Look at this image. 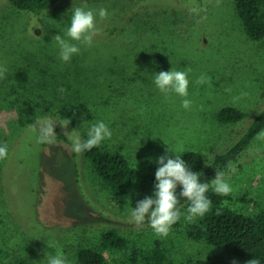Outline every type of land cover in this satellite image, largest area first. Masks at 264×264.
Masks as SVG:
<instances>
[{"label": "rangeland", "instance_id": "rangeland-1", "mask_svg": "<svg viewBox=\"0 0 264 264\" xmlns=\"http://www.w3.org/2000/svg\"><path fill=\"white\" fill-rule=\"evenodd\" d=\"M84 5L97 13L103 7L109 16L100 20L97 14L101 31L92 45H79L80 53L64 62L53 37L64 36L72 8ZM193 6L207 10L190 13ZM0 66L7 68L0 79V146L8 151L0 161V264H48L57 251L77 264L81 248L101 252L108 264H128L134 248L158 243L165 264H246L190 239L187 227L197 217L186 220V209L166 238L157 237L147 220L135 225L132 207L150 196L147 186L116 193L83 152L72 151L67 136L69 142L57 139L64 136L59 123L52 144L37 143L38 129L29 127L38 117L71 118L67 130L77 129L86 140L91 125L103 121L112 136L100 146L122 149L141 172L162 155L174 159L191 150L209 164L264 108V40L247 36L235 0H61L41 14L0 0ZM188 67V97L166 96L154 84V73ZM202 74L210 81L197 85ZM185 98L192 101L189 109L182 107ZM226 106L241 110L242 119L219 122ZM224 178L233 188L229 207L250 215L263 210L264 141L255 139ZM109 229L127 238L125 250L102 246Z\"/></svg>", "mask_w": 264, "mask_h": 264}, {"label": "trees", "instance_id": "trees-1", "mask_svg": "<svg viewBox=\"0 0 264 264\" xmlns=\"http://www.w3.org/2000/svg\"><path fill=\"white\" fill-rule=\"evenodd\" d=\"M9 1L18 10L41 14L61 0ZM235 5L247 36L254 41L264 40V0H235ZM18 77L21 81L27 80L24 72H20ZM63 114L67 115V111L64 110ZM242 117V111L234 106H226L218 113L221 123L238 122ZM261 129H264V108L254 117L236 143L225 152L217 154L209 164H206L204 156L198 151H186L181 156L193 171L202 174V183L210 184L216 171L224 174L231 164L239 161ZM57 139L69 142L63 135L57 136ZM83 154L104 183L116 193L124 194L135 184H141L148 187L150 196L154 198L157 162H153L147 172H141L131 164L122 149L108 150L99 145L90 151H84ZM181 190L182 186H178L177 192ZM206 195L212 201L210 210L204 216H198L197 221L189 223L188 237L195 241L204 240L208 245L226 250L243 261L257 258L264 264V209L254 215L245 214L226 204L227 200L232 199L230 194L217 195L210 189ZM188 205L189 202L181 197L180 209H187ZM101 244L109 249L125 250L128 240L115 229H109L103 232ZM76 258L77 264H108L101 252L91 248L79 249ZM165 260V249L158 243L151 249L134 248L128 258V264H165ZM15 264L36 263L21 259ZM195 264L216 263L208 259L198 260Z\"/></svg>", "mask_w": 264, "mask_h": 264}, {"label": "clouds", "instance_id": "clouds-1", "mask_svg": "<svg viewBox=\"0 0 264 264\" xmlns=\"http://www.w3.org/2000/svg\"><path fill=\"white\" fill-rule=\"evenodd\" d=\"M188 10L190 13L199 14L207 9L193 6L189 7ZM97 14L100 20L109 16L107 9L103 7L98 10V13L97 10L88 8L87 5L72 8L70 26L66 28L64 36L55 35L53 37V40L59 45V55L64 62H70L73 55L80 53L79 45H92L94 37L101 31L97 26ZM206 18V16L203 17V19ZM190 72V67L184 71H177L173 68L170 71H160L153 74L154 84L166 96L169 93H175L181 97H188L190 84L188 75ZM6 73L7 68L0 66V79H5ZM208 81H210V77L202 74L195 83L200 85ZM58 91L63 94L66 90L61 87ZM241 95H247V93H241ZM191 105V100L183 99L182 107L184 109H189ZM57 123L64 129V136H67L71 141L72 151L77 154L98 147L104 140L111 139L112 136L110 128L103 121L91 125L87 131L86 140L81 138L77 129L71 132L67 130L71 118L53 120L50 117L43 119L38 117L35 119V123L29 127L34 130L38 129L37 143L52 144L57 136L55 132ZM255 139L264 141V129L256 134ZM166 151L173 152L169 147ZM7 157V146H0V161L7 159ZM157 163L154 198L153 196H146L137 201L136 207H132L131 211V222L137 226H142L147 220L157 237L166 238L173 225L181 219L183 214L179 207L181 197L189 202L184 218L191 221L198 216H204L210 210L212 201L206 195L210 189L217 195L224 196L233 191L232 186L225 180L224 174L220 171H216L215 178L211 180L210 184L202 183L200 180L202 174L193 171L181 155L175 154L174 159L169 155H162L158 158ZM178 186H182L179 193L177 192ZM46 260L48 264H69L67 258L60 251H57L55 255L49 254ZM232 264H238V262L233 260ZM246 264H261V261L253 258L248 260Z\"/></svg>", "mask_w": 264, "mask_h": 264}]
</instances>
